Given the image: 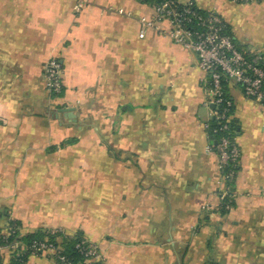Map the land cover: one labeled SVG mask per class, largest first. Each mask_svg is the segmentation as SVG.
<instances>
[{"label": "crops", "instance_id": "1", "mask_svg": "<svg viewBox=\"0 0 264 264\" xmlns=\"http://www.w3.org/2000/svg\"><path fill=\"white\" fill-rule=\"evenodd\" d=\"M77 1L0 0V227L81 234L106 264H264V107L227 85L241 155L222 215L197 55L143 29L154 11L138 0H87L76 14ZM182 1L217 13L264 62V0ZM50 58L64 67L58 97Z\"/></svg>", "mask_w": 264, "mask_h": 264}, {"label": "built area", "instance_id": "2", "mask_svg": "<svg viewBox=\"0 0 264 264\" xmlns=\"http://www.w3.org/2000/svg\"><path fill=\"white\" fill-rule=\"evenodd\" d=\"M249 2L250 0H234ZM87 0H78L74 7L76 14L86 6ZM152 7V6H151ZM154 14L151 17L142 16L139 23L143 29L154 30L168 37L173 43L197 55L199 68L205 73L207 85L206 105L213 107L212 123L206 125L210 137L215 144L207 148L218 157V169L222 174L219 193L220 204L233 196V185L237 178L240 165V148L236 136L231 132L230 121L233 103L226 95L227 85L233 83L239 86L244 96L260 103L264 107V66L259 54L241 52L234 38L227 33V24L215 12H198L192 1L161 0L152 7ZM164 25H167L164 27ZM43 75L50 95L58 97L63 90L64 67L57 58L48 59L43 67ZM231 196V197H232ZM204 211L210 212L211 207L206 205ZM16 229L6 228L1 232L4 238L10 237ZM85 255L86 264H106L100 247L93 242L85 241L77 245ZM26 249L31 255L53 254L58 264H69L61 256V247L47 243H34L30 248L20 242H11L0 245V260L7 255H22Z\"/></svg>", "mask_w": 264, "mask_h": 264}, {"label": "trees", "instance_id": "3", "mask_svg": "<svg viewBox=\"0 0 264 264\" xmlns=\"http://www.w3.org/2000/svg\"><path fill=\"white\" fill-rule=\"evenodd\" d=\"M138 1L152 7L161 2V0H138ZM193 5L198 12L206 13L205 11L199 9L194 3ZM227 33L231 35L228 26H227ZM263 66H264V62H263ZM224 86L226 88L227 84L224 83ZM226 95H227V89H226ZM231 114H233V109L231 111ZM211 123L212 126H216L218 124L217 121L214 119L212 120ZM230 127H231V132L234 134V136H236V128L233 119H231L230 121ZM231 196L232 195L227 197L220 205L219 212L222 215L227 214L235 205L233 196L232 197ZM8 227H12L13 229H16V231L13 235L7 238H4L3 236L0 235V245L2 244L4 245L6 243H11V242H20L23 246L30 248L34 243L45 242L47 244H53L54 246H60L61 247L60 254L61 256L65 257V259L69 264H86L85 255L77 247V245L81 244L82 242L88 241L81 234L68 236L65 235L62 231L38 230L33 234L23 235L21 233L20 225L14 221H10L8 225L4 228L0 227V234ZM31 254H32L31 250L26 249V251H24L22 255H18V256L11 255L9 264H26L28 258L32 256ZM1 261L2 260H0V262Z\"/></svg>", "mask_w": 264, "mask_h": 264}]
</instances>
